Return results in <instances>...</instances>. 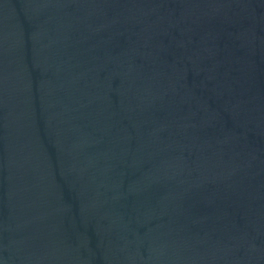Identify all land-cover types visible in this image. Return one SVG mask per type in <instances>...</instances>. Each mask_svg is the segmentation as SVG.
I'll list each match as a JSON object with an SVG mask.
<instances>
[{
    "label": "water",
    "instance_id": "95a60500",
    "mask_svg": "<svg viewBox=\"0 0 264 264\" xmlns=\"http://www.w3.org/2000/svg\"><path fill=\"white\" fill-rule=\"evenodd\" d=\"M0 264H264V0H0Z\"/></svg>",
    "mask_w": 264,
    "mask_h": 264
}]
</instances>
